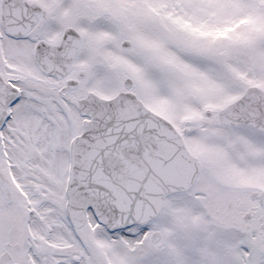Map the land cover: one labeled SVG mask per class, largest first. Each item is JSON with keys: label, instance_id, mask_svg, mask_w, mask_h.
<instances>
[{"label": "snow or ice", "instance_id": "1", "mask_svg": "<svg viewBox=\"0 0 264 264\" xmlns=\"http://www.w3.org/2000/svg\"><path fill=\"white\" fill-rule=\"evenodd\" d=\"M0 264H264V0H0Z\"/></svg>", "mask_w": 264, "mask_h": 264}]
</instances>
